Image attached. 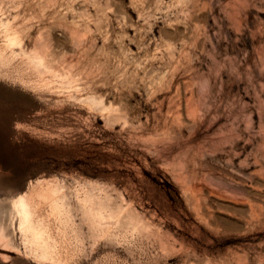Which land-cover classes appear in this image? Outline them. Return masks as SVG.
Here are the masks:
<instances>
[{"label": "rangeland", "instance_id": "374dc122", "mask_svg": "<svg viewBox=\"0 0 264 264\" xmlns=\"http://www.w3.org/2000/svg\"><path fill=\"white\" fill-rule=\"evenodd\" d=\"M39 41L61 73L41 82ZM0 47V216L21 245L0 264H43L7 206L43 177L81 227L68 264H264V0H0ZM91 184L141 224L95 237Z\"/></svg>", "mask_w": 264, "mask_h": 264}, {"label": "bare ground", "instance_id": "6f19581e", "mask_svg": "<svg viewBox=\"0 0 264 264\" xmlns=\"http://www.w3.org/2000/svg\"><path fill=\"white\" fill-rule=\"evenodd\" d=\"M18 33L16 31L10 33L8 45L20 42L21 37ZM45 47L47 48L46 44L36 42L27 53V59L25 58L29 67L41 76H38V81L44 78L46 71L55 75L61 74L58 67L47 63ZM15 55V51L9 55L5 54L0 47V70ZM90 182L92 183L91 180ZM77 200L82 211V219L89 223L95 237L114 240L116 234L114 227L127 229L134 224H141L138 221L140 219L137 220L131 213L132 209L113 200L100 184H91L82 193L77 192ZM7 206L11 219H15L16 227L21 234L24 253L35 261L43 264L48 262L68 264L83 250L81 227L75 221V215L73 216L74 204L66 185L57 177L37 178L27 190L12 195ZM2 218L3 212L0 216V244L7 246V249L21 251V245L16 243L11 233L7 231V224ZM11 224L12 221L9 225Z\"/></svg>", "mask_w": 264, "mask_h": 264}, {"label": "snow or ice", "instance_id": "6c2138e0", "mask_svg": "<svg viewBox=\"0 0 264 264\" xmlns=\"http://www.w3.org/2000/svg\"><path fill=\"white\" fill-rule=\"evenodd\" d=\"M5 80H7V76L5 74L0 73V82L5 81Z\"/></svg>", "mask_w": 264, "mask_h": 264}]
</instances>
